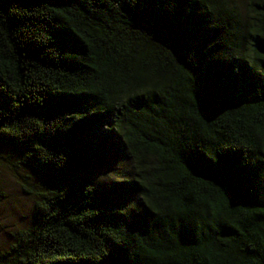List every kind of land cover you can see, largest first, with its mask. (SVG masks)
I'll list each match as a JSON object with an SVG mask.
<instances>
[{"label": "trees", "instance_id": "16d2710c", "mask_svg": "<svg viewBox=\"0 0 264 264\" xmlns=\"http://www.w3.org/2000/svg\"><path fill=\"white\" fill-rule=\"evenodd\" d=\"M0 145V264H264V0H0Z\"/></svg>", "mask_w": 264, "mask_h": 264}, {"label": "rangeland", "instance_id": "374dc122", "mask_svg": "<svg viewBox=\"0 0 264 264\" xmlns=\"http://www.w3.org/2000/svg\"><path fill=\"white\" fill-rule=\"evenodd\" d=\"M17 162V155L0 145V250L8 248L15 230L31 223L34 197L27 195L22 187L45 183L40 175L24 170ZM120 163L121 167H128L124 159H120ZM92 171L96 176L100 174L96 168Z\"/></svg>", "mask_w": 264, "mask_h": 264}]
</instances>
